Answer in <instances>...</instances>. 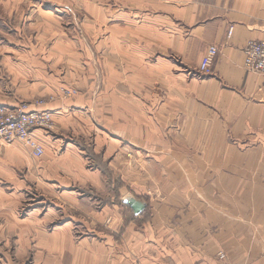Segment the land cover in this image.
Wrapping results in <instances>:
<instances>
[{"label": "crops", "instance_id": "0c3cea01", "mask_svg": "<svg viewBox=\"0 0 264 264\" xmlns=\"http://www.w3.org/2000/svg\"><path fill=\"white\" fill-rule=\"evenodd\" d=\"M0 13L22 36L0 43V107L59 96L38 108L54 119L33 134L42 158L0 144V216L42 204L5 236L52 239L59 264H264V76L244 68L264 0H0Z\"/></svg>", "mask_w": 264, "mask_h": 264}, {"label": "rangeland", "instance_id": "374dc122", "mask_svg": "<svg viewBox=\"0 0 264 264\" xmlns=\"http://www.w3.org/2000/svg\"><path fill=\"white\" fill-rule=\"evenodd\" d=\"M69 1H72V0H69ZM81 1H84V0L73 1V2L79 3ZM9 18H10V16H8L6 13L5 14L0 13V43H3V44L7 41V39L22 37V36H19L16 32L12 31L13 29L10 30V27L14 28L15 25H14V22L12 21L13 19L12 18L9 19ZM88 50L90 52H92L93 48H88ZM91 55H94V52H92ZM95 55H97V54L95 53ZM100 64H102V63H100ZM100 74L98 75L97 83L95 86V93L96 94L100 93L101 87H102V80H101L102 76ZM68 89H71V88L64 87L65 91L63 92V96H62V90L60 91L61 94L59 93L63 100L66 98H70L72 94H73V97H75V95L78 93L76 91V89H74V90L73 89L68 90ZM56 97L47 96L46 98H37L34 101L41 100V101H44L45 104H48L49 102H53L56 99H58L59 96L57 95ZM27 103H32V102H30V101L29 102H21L20 104H18V106L16 108L22 106L23 104H27ZM0 108H3V107H0ZM16 108H14V109H16ZM4 109H7V108H4ZM10 110H12V109H10ZM45 111H48V110H45ZM48 112H50L52 114V117H53V113L51 111H48ZM53 123H54V119H53ZM52 129H37V130L51 132ZM18 143H20V142H18ZM0 144L4 145V146L5 145L8 146V145H11L13 143H11V144L0 143ZM90 148H91V146H90ZM29 151H31V150H29ZM42 157H39V158H42ZM31 192H33L32 193L33 196L34 195L38 196L36 194L37 192H34V191H31ZM35 198L36 197H34V198L29 197V200H28V198L26 197L27 204L19 207V209L17 208V210L14 214L13 220H12V216H10V215H8V216H6V215L2 216L1 215L0 216V217H2V218H0V264H59V262H57V260L54 256H50L49 254H47V248H49V246L52 245V243H53L52 239H47V243H46L44 240L46 237L42 238L43 240L33 238V237L31 239H25V238L22 239V238L14 237V236H5L3 234V230H6L7 227L10 231H25L27 227L28 228L31 227L29 224L28 225L22 224L20 222V220H22L23 218H25L28 215L27 213H28L29 207H31L28 205H32V204L35 206L36 205H42L41 203L37 202L35 200ZM50 203L51 202L48 200V204H50ZM0 210H3L2 206H0ZM4 221H7V222L5 223ZM43 252H45L44 253L45 255L41 254ZM70 259H71L70 256H66L64 258L63 264H71ZM80 262H83V260L80 259Z\"/></svg>", "mask_w": 264, "mask_h": 264}, {"label": "built area", "instance_id": "2783aa9c", "mask_svg": "<svg viewBox=\"0 0 264 264\" xmlns=\"http://www.w3.org/2000/svg\"><path fill=\"white\" fill-rule=\"evenodd\" d=\"M80 1V0H72ZM233 33L231 28L229 36ZM217 47H210L204 54L199 72L210 75L212 66L218 56ZM244 68L247 72L264 76V42H251L245 50ZM45 105L44 101H34L23 104L16 109L0 108V143L20 142L31 150L32 155L39 158L45 154L41 146L34 137L37 129H52L54 126L52 114L48 111H39L38 108ZM220 259H225L224 254H220Z\"/></svg>", "mask_w": 264, "mask_h": 264}, {"label": "water", "instance_id": "95a60500", "mask_svg": "<svg viewBox=\"0 0 264 264\" xmlns=\"http://www.w3.org/2000/svg\"><path fill=\"white\" fill-rule=\"evenodd\" d=\"M124 203L130 206L136 215H139L144 210V204L132 197H128L124 200Z\"/></svg>", "mask_w": 264, "mask_h": 264}]
</instances>
